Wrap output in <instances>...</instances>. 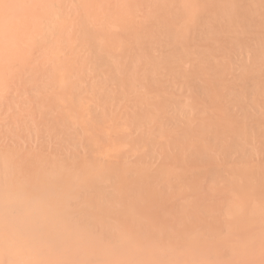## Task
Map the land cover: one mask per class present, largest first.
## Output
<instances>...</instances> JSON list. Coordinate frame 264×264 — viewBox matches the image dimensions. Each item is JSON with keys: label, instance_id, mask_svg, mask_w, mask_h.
<instances>
[{"label": "bare ground", "instance_id": "bare-ground-1", "mask_svg": "<svg viewBox=\"0 0 264 264\" xmlns=\"http://www.w3.org/2000/svg\"><path fill=\"white\" fill-rule=\"evenodd\" d=\"M0 3V163L104 236L51 258L264 264V0Z\"/></svg>", "mask_w": 264, "mask_h": 264}, {"label": "clouds", "instance_id": "clouds-1", "mask_svg": "<svg viewBox=\"0 0 264 264\" xmlns=\"http://www.w3.org/2000/svg\"><path fill=\"white\" fill-rule=\"evenodd\" d=\"M0 3V60L9 53L7 9ZM48 9L51 4L36 5ZM7 91L0 88V96ZM74 181L67 176L41 173L37 177L18 173L7 162L0 163V264H144L132 260H68L51 258L53 245L82 248L103 247L100 225L83 220L73 196ZM108 243L133 245L131 228L126 238L111 236ZM176 264V262H171Z\"/></svg>", "mask_w": 264, "mask_h": 264}]
</instances>
